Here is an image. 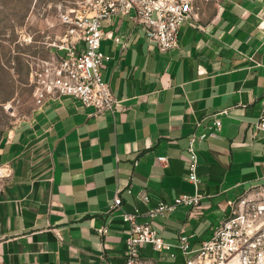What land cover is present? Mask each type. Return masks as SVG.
Listing matches in <instances>:
<instances>
[{
  "label": "crops",
  "instance_id": "crops-1",
  "mask_svg": "<svg viewBox=\"0 0 264 264\" xmlns=\"http://www.w3.org/2000/svg\"><path fill=\"white\" fill-rule=\"evenodd\" d=\"M212 5H196L169 51L130 16L103 20L101 74L120 100L116 111L52 98L2 136L1 262L121 263L123 210L145 212L198 191L201 207L180 205L152 221L167 241L178 243L185 231L197 247L228 213V200L264 184V140L254 128L264 109V0ZM215 116L218 135L195 143L196 185L187 175L189 137ZM140 252L146 264H185L179 247L145 244Z\"/></svg>",
  "mask_w": 264,
  "mask_h": 264
},
{
  "label": "built area",
  "instance_id": "built-area-1",
  "mask_svg": "<svg viewBox=\"0 0 264 264\" xmlns=\"http://www.w3.org/2000/svg\"><path fill=\"white\" fill-rule=\"evenodd\" d=\"M86 9L64 13L66 26L59 40L53 44L56 51L31 72L36 102L41 106L52 98L69 96L79 99L83 105L92 106L96 113L115 112L119 98L110 83L103 81L101 69L106 54L101 49L105 33L103 20L116 15H127L142 26L149 42L160 51L179 47L178 33L182 23L190 18L195 7L193 0H90ZM93 12V14H91ZM110 36H112L110 34ZM114 37V36H112ZM121 42L119 37H114ZM126 45V42H123ZM264 104V94L262 97ZM222 122L218 116L201 134L192 133L188 150L190 165L188 178L199 183L197 167L199 154L196 141L217 136ZM254 128L264 140V109ZM166 161L167 157H159ZM203 194L180 193L173 201L160 200L145 212L123 210V220L128 223L124 260L115 264H146L141 259V247L150 244L154 250L172 251L181 248L186 255L185 264H264V184L244 190L235 199L228 200V213L217 223L207 239L193 247L190 235L179 234V242L167 241L152 221L173 212L180 205L192 209L201 207ZM149 201V195H145ZM122 198L115 197L114 206L120 207ZM146 216V220L140 217ZM175 256V253L171 252ZM0 264H6L0 261ZM18 264V263H13Z\"/></svg>",
  "mask_w": 264,
  "mask_h": 264
},
{
  "label": "rangeland",
  "instance_id": "rangeland-1",
  "mask_svg": "<svg viewBox=\"0 0 264 264\" xmlns=\"http://www.w3.org/2000/svg\"><path fill=\"white\" fill-rule=\"evenodd\" d=\"M90 0H0V140L38 106L31 72L56 51L64 13L86 9ZM216 0H193L208 4ZM4 171H0V187Z\"/></svg>",
  "mask_w": 264,
  "mask_h": 264
}]
</instances>
